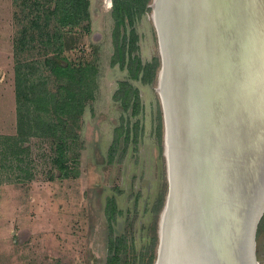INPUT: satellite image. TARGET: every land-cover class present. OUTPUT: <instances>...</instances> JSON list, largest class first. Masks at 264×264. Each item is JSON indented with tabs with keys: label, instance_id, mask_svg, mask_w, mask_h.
Returning a JSON list of instances; mask_svg holds the SVG:
<instances>
[{
	"label": "water",
	"instance_id": "1",
	"mask_svg": "<svg viewBox=\"0 0 264 264\" xmlns=\"http://www.w3.org/2000/svg\"><path fill=\"white\" fill-rule=\"evenodd\" d=\"M150 6L169 181L154 264L165 263L172 228L167 264H182L190 241L212 219L219 220L218 236L207 227V264H264L257 255L264 214V0H152Z\"/></svg>",
	"mask_w": 264,
	"mask_h": 264
},
{
	"label": "rangeland",
	"instance_id": "2",
	"mask_svg": "<svg viewBox=\"0 0 264 264\" xmlns=\"http://www.w3.org/2000/svg\"><path fill=\"white\" fill-rule=\"evenodd\" d=\"M151 1L150 9L136 19L139 52L144 61L159 54ZM113 3L114 0H91L92 18L76 29L73 44L65 52L75 63L97 60L101 68L97 98L86 106L80 125L76 126L80 135L72 141L69 152V165L78 172L68 177L61 175L53 161L54 141L47 137H32L29 141L32 173L29 178H21L9 169L0 172L3 178L0 264H106L110 236L125 231L127 220L137 246L143 243L144 208L155 193L157 179L156 139L152 135L157 79L147 83L134 80L145 103V134L139 157L130 153L121 162H106L121 114L113 93L118 80L127 73L119 63L111 64L116 19ZM14 11L13 0H0V133L3 134L17 131ZM168 188L169 181L167 193ZM113 194L117 195L119 212L117 219L111 221L107 203ZM158 245L159 239L156 258ZM258 250L261 253L258 259L264 262V233L257 238Z\"/></svg>",
	"mask_w": 264,
	"mask_h": 264
},
{
	"label": "trees",
	"instance_id": "3",
	"mask_svg": "<svg viewBox=\"0 0 264 264\" xmlns=\"http://www.w3.org/2000/svg\"><path fill=\"white\" fill-rule=\"evenodd\" d=\"M149 2L114 0L113 3L116 19L111 64L119 63L127 73L118 80L113 93L121 114L107 153L106 162L109 163L121 162L130 153L138 158L144 140L145 103L141 88L134 80L153 82L158 78L161 65L160 53L144 61L139 52L136 19L150 9ZM13 3L17 131L0 133V172L9 169L21 178H29L32 174L29 141L32 137H47L54 141L56 147L54 163L61 175L68 177L78 172L76 167L69 165L71 143L80 135L76 126L80 125L88 103L97 98L100 85L101 68L97 60L75 63L65 54L73 44L72 35L76 29L92 18L91 0H13ZM152 126L157 148V179L155 193L144 208L143 243L137 246L127 220L125 231L110 236L106 264H153L155 261L160 212L168 186L164 116L159 94L156 95ZM117 188L121 189L120 186ZM118 208L117 195H110L107 215L111 221L117 219ZM261 219L257 238L264 233V218ZM257 253L260 258V251Z\"/></svg>",
	"mask_w": 264,
	"mask_h": 264
},
{
	"label": "bare ground",
	"instance_id": "4",
	"mask_svg": "<svg viewBox=\"0 0 264 264\" xmlns=\"http://www.w3.org/2000/svg\"><path fill=\"white\" fill-rule=\"evenodd\" d=\"M228 199H230V194L228 196ZM228 207L230 210L231 205H230V200L228 202ZM253 208L254 205L251 209V214H253ZM250 217V216H249ZM250 220V219H249ZM219 224V220L218 219H212L211 223H207L206 225H204L202 229H200L201 232V238L199 240L194 241L195 243H192V241H190V248L188 250V252H186V254L183 255V260H182V264H207L206 260L208 259V242H209V237H207L208 234V226H209V231L211 232V234H214L216 236H218L216 230V226ZM171 233L167 235H165L167 237V241H166V250L164 253V264H167L169 261H171L173 263V257L172 255L170 256V251H169V244H170V240H173V234L175 232H173V228L170 231ZM166 234V233H165Z\"/></svg>",
	"mask_w": 264,
	"mask_h": 264
}]
</instances>
